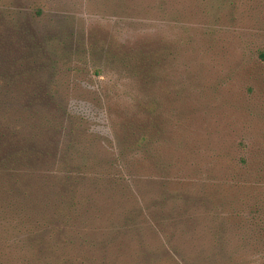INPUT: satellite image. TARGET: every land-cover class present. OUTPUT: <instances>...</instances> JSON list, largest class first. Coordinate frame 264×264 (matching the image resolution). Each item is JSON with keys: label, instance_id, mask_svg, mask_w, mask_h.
Instances as JSON below:
<instances>
[{"label": "rangeland", "instance_id": "374dc122", "mask_svg": "<svg viewBox=\"0 0 264 264\" xmlns=\"http://www.w3.org/2000/svg\"><path fill=\"white\" fill-rule=\"evenodd\" d=\"M146 38L183 41L179 64L190 60L194 79L187 83L199 88L196 123L206 137L242 138L255 142L254 148L264 144V63L253 54L255 47L264 48V0H0L4 105L10 112L28 110L34 99L27 92L36 90L38 109L54 102V109L83 119L69 126L57 114L34 131L25 124L24 154L44 155L64 177L58 152L63 146L67 162L80 161L69 168L81 163L86 169L85 180L50 188L52 210L36 204L46 226L33 227L26 220L27 201L19 205L16 190L0 187V264H170L172 258L173 264H214L247 251L252 230L224 219L229 204L239 202L234 197L213 205L201 182L163 188L144 169L126 181L128 167L111 144L100 101L106 89L114 93L118 86V68L106 46L118 51V43L132 46ZM120 92L127 98L125 88ZM12 152L7 148L5 155ZM46 163L23 162L21 168ZM0 172L10 171L0 166ZM37 235L45 240L31 243Z\"/></svg>", "mask_w": 264, "mask_h": 264}, {"label": "trees", "instance_id": "16d2710c", "mask_svg": "<svg viewBox=\"0 0 264 264\" xmlns=\"http://www.w3.org/2000/svg\"><path fill=\"white\" fill-rule=\"evenodd\" d=\"M182 45L181 39L169 44L164 38H146L132 46L118 43V51L106 46L107 53H111L112 63L118 68V77L113 79V82H118V86L114 93L106 89L103 100H100L112 129L111 144L115 149L118 148V154L128 167L126 181L132 179L135 171L144 169L163 188H170L173 184L179 186L201 182L213 205L219 199L224 200L222 205H227L228 199L234 197L239 202L233 208L229 204L230 210L224 219L252 230L247 251L241 256L214 264H264V218L260 207L264 205V144L254 148L255 142L251 145L242 138L216 141L201 132L196 123L198 107L194 95V91H199V88L187 83L194 79L191 67L187 64L190 60L179 64ZM98 49H104V45H99ZM253 54L257 55V61L264 63L263 47H255ZM171 68L182 69L186 74L179 76ZM99 72L95 74L98 76ZM120 86L128 91L127 98L121 95ZM210 88L208 86V90ZM248 92H252L251 87ZM5 94L9 99L10 96ZM27 97L34 99L33 102L32 98L29 100L31 107L28 110L15 108L11 112L10 105H4L6 101L0 99V166L10 171L4 175L0 172V187L6 185L16 190L21 195L19 205L23 200L27 201L26 220L33 227H39L47 223L44 218L38 217L41 210L36 204L40 206L41 202L42 209L48 207L52 210L55 196L50 188L54 187L57 191L61 184L85 180L86 169L81 163L69 168V163L80 161L76 157L67 162V148L62 150L63 146L59 147L58 152L62 158L60 170L65 174L64 177L59 176L61 172L58 169L49 168L44 155L38 152L24 154L21 136L24 127L27 125L29 130L34 131L43 124V120L49 123L57 114H63V121H69V126L72 123V126L77 127L76 120L83 119L79 115H71L66 109H54L58 107L54 106V102L48 109H38L35 105L40 104L41 97H38L36 90L28 91ZM46 111L53 113H49L51 117L45 115ZM17 113H22V116ZM11 114H16L14 119ZM31 116L35 121H31ZM67 129L69 132L70 129ZM7 148H11V152L14 150L11 155L7 154L8 158L5 155ZM35 160L46 163L45 168H21L23 162L33 163ZM62 167L67 170L63 171ZM27 184L40 186L44 193L29 188ZM230 194L233 196L229 197ZM37 236L38 240L36 238L31 243L45 240L44 236ZM174 260L172 258L170 264L175 263Z\"/></svg>", "mask_w": 264, "mask_h": 264}]
</instances>
